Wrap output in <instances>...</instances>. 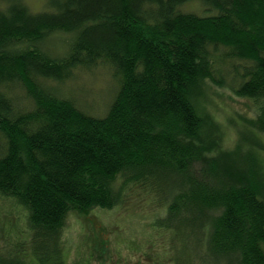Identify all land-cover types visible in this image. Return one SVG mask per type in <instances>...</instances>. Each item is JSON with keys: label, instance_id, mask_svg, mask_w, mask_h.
<instances>
[{"label": "trees", "instance_id": "obj_1", "mask_svg": "<svg viewBox=\"0 0 264 264\" xmlns=\"http://www.w3.org/2000/svg\"><path fill=\"white\" fill-rule=\"evenodd\" d=\"M193 1L0 0V195L25 217L0 264H91L72 261L69 218L134 193L168 264H264V146L241 132L212 157L203 105L230 89L264 131V0ZM100 65L116 82L102 115L61 90Z\"/></svg>", "mask_w": 264, "mask_h": 264}, {"label": "rangeland", "instance_id": "obj_2", "mask_svg": "<svg viewBox=\"0 0 264 264\" xmlns=\"http://www.w3.org/2000/svg\"><path fill=\"white\" fill-rule=\"evenodd\" d=\"M27 2L35 10L44 7L43 0ZM184 9L201 13L204 7L195 0ZM115 85L112 70L100 65L90 70H78L75 78L64 84L61 90L84 109L102 115ZM203 105L211 121L215 146L212 157L234 153L241 132L251 133L264 146V131L256 126L257 113L250 100L236 96L230 89L211 84L206 88ZM252 148H255L254 143L249 141L245 149L252 151ZM259 156L264 175V150L259 151ZM156 211L155 207L143 200V196L134 193L115 209L72 214L66 228L72 261L82 260L90 254L91 264H168L169 259L160 257L161 241L154 228L150 227ZM22 214L23 211H16L0 195V251L8 250L10 242L17 238V229L25 227L22 226L25 219ZM25 261L26 264L37 263L32 254L26 256Z\"/></svg>", "mask_w": 264, "mask_h": 264}]
</instances>
